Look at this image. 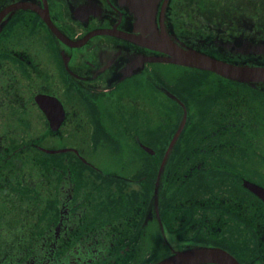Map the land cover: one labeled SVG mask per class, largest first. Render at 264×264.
<instances>
[{"label":"flooded vegetation","instance_id":"obj_1","mask_svg":"<svg viewBox=\"0 0 264 264\" xmlns=\"http://www.w3.org/2000/svg\"><path fill=\"white\" fill-rule=\"evenodd\" d=\"M212 1L158 0L155 22L177 42L236 63L264 64L258 48L264 45V0ZM136 25L128 0H0V92L5 97L0 106L8 109L14 103L17 109L3 120L44 124L45 131L33 140L75 137L74 145H68L75 151L68 152L82 162L72 164L70 157L63 167L52 166L51 212L34 214V224L43 227L16 229V238H5L15 243L0 245V264H154L198 246L222 248L240 264H264V203L244 186L249 181L264 187V135L250 139L244 125L234 123L229 105L223 118L213 114L210 131L198 134L202 139L225 137V149L200 143L197 149L178 151L224 156L226 164L198 159L195 166H172L188 173L170 174L165 165L157 175L160 165L153 164L154 156L166 152L158 140L167 135L169 123H176L168 115L169 104L176 103L169 92L184 100L153 68L163 65L153 60L161 53L127 38L142 35ZM251 87L264 92V84ZM148 88L167 102V118L158 117L166 132L141 138L134 124L145 117L148 123L152 106L136 89ZM213 88L210 112L218 113L230 104L231 90L223 94L221 85ZM38 95L60 104L50 112L53 119L39 106ZM200 95L198 103L207 100L202 90ZM196 113H202L201 105ZM59 115L60 128L53 131L49 126ZM102 149L124 154L122 164L97 162L101 156L91 154ZM156 177L160 182L154 191ZM189 177L195 180L194 195L205 188L192 197H163L169 178ZM164 182L168 189L161 191ZM35 200L40 210L43 199ZM160 200H167L166 206ZM44 217L49 221L41 222Z\"/></svg>","mask_w":264,"mask_h":264},{"label":"trees","instance_id":"obj_2","mask_svg":"<svg viewBox=\"0 0 264 264\" xmlns=\"http://www.w3.org/2000/svg\"><path fill=\"white\" fill-rule=\"evenodd\" d=\"M207 52L220 57L212 51ZM223 59L232 62V60L228 58L223 57ZM183 68L184 71L188 69L185 67ZM195 71H197L195 75H192L190 72H186L184 75V79L186 80L185 85H188L189 83L191 85V87L187 88V91L191 90L193 87H195L194 89L200 87L197 92H200L202 90L204 93H206L207 100L203 101L202 103H197L194 102V100L196 99L188 92L178 93L181 99L184 100L183 102L187 107L188 121L167 159L166 170H168L170 174H172L173 172L188 173V169L186 168L180 170H172V166H195L198 164V159L202 160V164L212 165L215 164V162L226 164L227 161H223L224 156H216L214 154L208 153L207 155L198 157L193 154L182 155L179 154L178 151L197 149L199 148L200 143H203V148L211 150L219 146H222L221 148L225 149V145L227 143V139L225 137H221L218 139L217 137L215 139H202L198 134L207 133L208 131H210L212 126L214 127V122L212 121L213 116L215 115V118H223L224 112L229 107V105H231L234 123H238V127L243 124L250 139L254 138V141H257V137L264 135V133H262L264 132V105L260 103V101L264 99V97H262L261 91L256 90L245 83L230 81L215 75L211 76L210 72L199 70ZM194 76L197 78V81H195ZM208 77H212V81L206 83L205 85L207 86H203L205 83L203 81L207 80ZM220 85L222 88L219 93L223 94H226V91L228 90L227 87L230 86L231 102L228 105H224L225 107L220 108L218 113H215L214 110H212L211 113V95L216 92L213 87ZM231 87L247 88L250 92H252L253 96L255 93L257 100H254L250 95L249 97H245L239 93L240 91L232 90ZM198 105H201L202 107V113L200 114V116H198L196 113ZM174 106L176 107V118H180L182 110L180 106H177L176 104H174ZM204 117L206 118L205 120H197L198 118ZM197 122H199L200 126V130L198 133ZM175 127L176 123L168 124V139L164 140L163 143L166 144L168 142ZM232 141L234 143H238L240 140L233 136ZM41 142L42 141L40 140H29L19 144L15 142V140H9L7 142L2 141L0 145V245L15 243V241H5V238H16L17 233L12 232L16 229H33L43 227L34 224L35 219H37L34 214H39V212L41 214H49V212H51L49 201L50 196L48 194V191L51 189V187L47 185H41L40 183L44 180H50L49 174L52 175V166L54 164L59 167H63L68 163L67 160H69L70 157L73 158L71 162L72 164H82L81 161L75 158L73 153L67 152L48 154L38 150L36 146L41 145ZM241 142H239L238 145H240ZM160 149H162V146L160 147ZM160 158L161 156L159 155V153L157 154V156H154L153 164H158ZM57 173L60 174V171H58ZM202 181L205 183V179H203ZM165 182L163 183L161 191L163 187H166V189H168L169 187V191H167L166 195H163V197H192L196 196L197 193H200L205 188V185L203 184V186L194 195L193 189L195 187V180L191 177H189L185 181L181 178H169L167 181L168 187L165 185ZM178 188H180L181 190L179 193L177 191ZM41 190H45L46 193H42ZM38 197H41L43 199L41 202L40 210L37 209V201L35 200ZM166 202L167 200H160V204H162V206H166ZM20 215L24 216L21 217ZM40 221L47 222L49 221V219L47 217H44L41 218ZM22 222L24 224H21Z\"/></svg>","mask_w":264,"mask_h":264},{"label":"water","instance_id":"obj_3","mask_svg":"<svg viewBox=\"0 0 264 264\" xmlns=\"http://www.w3.org/2000/svg\"><path fill=\"white\" fill-rule=\"evenodd\" d=\"M158 0H128L132 5V11L136 17V27L140 29L142 35H129L131 41L146 46L154 51L162 53L161 56L153 58L157 61L170 62L202 70L213 71L223 77L246 82H264V65H248L227 62L222 59L213 57L209 54L188 47L183 43L174 41L168 33L161 27L159 30L154 21V11ZM152 7V8H151ZM53 32L60 38L62 34L52 27ZM260 51L264 52V45L258 46ZM174 65V64H165ZM36 101L39 106L46 112L48 117L53 119L50 112L56 108L59 110L60 104L56 99L38 95ZM61 115L56 117V122L50 124L51 130H57L60 126ZM186 120V110L183 106V116L172 136L166 152L160 163V170L163 168L167 156L177 140ZM153 152L152 149L145 147ZM46 153L64 152L70 148H61L57 150L40 147ZM244 186L257 195L264 202V188L245 181ZM200 263H217V264H240L232 255L218 247H194L183 251H177L174 254L157 261L154 264H200Z\"/></svg>","mask_w":264,"mask_h":264},{"label":"rangeland","instance_id":"obj_4","mask_svg":"<svg viewBox=\"0 0 264 264\" xmlns=\"http://www.w3.org/2000/svg\"><path fill=\"white\" fill-rule=\"evenodd\" d=\"M244 1H245V4H251L254 0H235V1L234 0H216L217 5H225L226 3H231V2L233 4H236V3L241 4ZM196 2H199L200 4H214V1H212V0H206V1L202 0L201 2H200V0H196ZM254 2L257 3L256 1H254ZM153 68H154V70L159 71L161 73V75H164L170 85L176 86L175 88H173V90H176L178 96H179V94H178V88H179L182 90L180 92H184V93L188 92L189 94H191L196 99V100L193 99L194 102H197V103L199 102V100L201 99L202 96L199 94L200 92H197V90L200 87H198L196 89H194L195 87H193L191 90L187 91V88L191 87V85H190V83L188 85H185L186 80L184 79L182 74H180L181 71L184 70L183 67H177L175 65H158V66H153ZM191 74L195 75L194 72H192ZM198 77H199V75H198ZM212 79H213L212 77H208L207 80H204L203 82H205V83L203 86H207L205 84L212 81ZM195 81H197L196 77H195ZM231 88H232V90L240 91L239 93L245 97H249V95H250L254 100H257L255 93L253 96L252 92H250L249 89H247V88H242V87H238V88L231 87ZM136 90H137L136 92H138L139 94H141V95L143 94L144 97H148L149 100L151 101V106H152L151 107V115L149 112L150 116H148V123H146V117H145V118L139 120L141 124H136V123L134 124V127H136V129H137L138 135L141 138L146 137V136H151L150 134H153L152 136L156 137V136L160 135L161 133H165L166 130H164V126H163V131L160 130L161 125H160V120L158 119V117L159 118L160 117L165 118V119L167 118L168 106H167V102H166L165 98L161 95L163 100L160 99V97L157 96L158 93L156 92V90L153 91L154 89L148 88V89H143L142 91H140L138 89H136ZM261 94H262V97H264V92H261ZM2 95L3 94L0 92V101L5 100V97ZM21 95L26 96L27 94L22 93ZM260 103H262V105H264V99H262L260 101ZM164 107H166V109ZM175 108L171 103L169 104L168 115L170 118H172L171 116H173L174 118L176 117ZM14 109L17 110L16 105L14 103L8 109H4L0 106V122H1L0 123V128H1L0 134H5L6 136H8V139L0 140V145H1L2 141L7 142L9 140H15V142H17L19 144L24 143L25 141L33 140L31 138L32 136L40 135L45 131L46 126L44 124L26 125V124H21V123H10V122H9L10 124L5 123V121L3 120L4 116H6L7 118L11 117L13 115ZM157 109H158L159 113H157ZM32 117L34 118V115H32ZM67 126H69V125H67ZM74 134H77L76 136L81 135V133L78 134L77 131L74 132ZM21 136H24V139ZM26 138H30V139H26ZM75 139H76L75 137L70 135L69 137L68 136H61L59 139L47 138V139L40 140V141H42L41 142L42 146L58 147L59 148L60 146H63V145H64V147H68V145L69 146L74 145ZM76 142H78V141H76ZM262 149H264V148H262ZM96 155L101 156L96 161L104 163L102 165H109V164L121 165L123 162V158H124V154H121V153L113 154V155L106 154V152L103 149L96 151L94 154L93 153L91 154V156H93L94 158H97ZM107 156H110L111 159H109ZM263 162H264V152H263ZM54 165H56V164H54ZM49 178H50V180H48V181L44 180L40 184L49 186V183L52 181L51 174H49ZM42 191H43V193H46L45 190H42Z\"/></svg>","mask_w":264,"mask_h":264}]
</instances>
